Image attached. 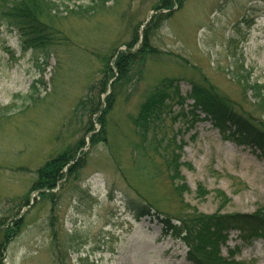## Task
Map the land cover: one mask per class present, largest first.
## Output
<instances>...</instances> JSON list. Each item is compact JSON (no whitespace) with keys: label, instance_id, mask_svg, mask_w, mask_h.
I'll use <instances>...</instances> for the list:
<instances>
[{"label":"rangeland","instance_id":"1","mask_svg":"<svg viewBox=\"0 0 264 264\" xmlns=\"http://www.w3.org/2000/svg\"><path fill=\"white\" fill-rule=\"evenodd\" d=\"M95 1L65 4L73 10ZM165 2L112 0L80 16L61 6L60 17L45 19L58 31L47 60L24 54L19 36L0 25V264H191L185 244L165 236L157 216L179 227L195 214L264 209V155L224 138L193 112L191 99H169L149 133L164 146L178 144L168 153L180 156L172 157L179 177L164 151H136L143 139L132 119L164 80L179 81L182 98L194 86L211 91L264 129V111L243 85L246 78L264 89V0H185L182 7L173 0L170 9ZM136 32L141 43L148 32L155 53L145 52L117 87L107 141L94 144L103 127L90 103L108 104L117 79L101 92L106 61L126 52ZM74 149L55 188L38 184L53 160ZM149 206L155 217L137 220L135 212ZM221 250L264 264L262 240L244 245L234 232Z\"/></svg>","mask_w":264,"mask_h":264},{"label":"trees","instance_id":"2","mask_svg":"<svg viewBox=\"0 0 264 264\" xmlns=\"http://www.w3.org/2000/svg\"><path fill=\"white\" fill-rule=\"evenodd\" d=\"M66 1L69 2L71 0H0V25H5L11 33H16L19 36L21 49L24 54L29 52L35 55L39 54L44 57V60H47L51 57L49 48L53 42L56 41L53 37H56L55 34L58 31L53 30L50 25L45 22V19L60 17L62 14L60 10L61 6L65 7L68 14L79 16L83 14L92 15L96 9L100 7L106 8V5L112 0H98L95 1L94 4H96V6L94 7L87 8L80 6L78 8L75 7L73 10H71L69 6H66ZM171 1L173 3V0L165 2V9L171 8L168 4L171 3ZM184 1L185 0H177V3L182 7ZM160 8L161 7L158 6V9ZM84 10L86 12H84ZM155 20L156 19H153V21L149 23L151 29H154L153 23ZM147 37L148 32H146L145 39L141 43V39L136 32L132 41L126 45V47H128L126 52L119 53L118 55L115 52L111 58L106 61L104 79L100 87L101 92L106 94L111 82L114 81V79H117V81L112 83L113 95L109 96L108 104L106 101H101L102 103L100 102L97 105L95 103H90V111L94 116H98L96 122L100 123L103 127L102 132L93 137L94 144L107 141V122L116 105L117 90L130 79L129 75L134 67L139 62L146 60L143 55L145 52L149 54L155 53L152 52ZM114 60L115 62H113ZM111 63H113V66ZM241 77L244 78L243 76ZM244 80L245 84L243 85H245L246 91L253 94L256 105L264 111V89L258 83L251 84L246 78H244ZM177 82L179 83V81L171 80L162 81L161 86L157 88L156 92L152 96L146 98L141 105L139 115L132 120L136 124L138 134L143 139L142 144L136 145V151L141 150L145 154L150 151L157 153L160 150L164 151V154H167L163 156V158L167 159L169 166L171 164L176 166L177 171L175 167L174 169L178 176V169L180 166L178 165L177 157L179 159L180 156H177L176 153L172 155L168 153L172 148V144L173 146L178 144L172 142L169 146H164V140H158L156 134L153 135V137H150L149 134L151 127L161 122L162 117L166 114L170 106L167 105L169 99L172 100L174 96L175 99H179L180 103L183 104L184 99L180 97ZM168 88L175 89L176 93H167L165 90ZM202 91L203 90H200L197 86L193 87V94L191 97L196 100L195 111L201 110L208 118H211L215 122L216 126L220 128L223 133L233 129V133L230 134V137L234 141L238 144L257 148L264 155V129L260 128L262 122H258L255 118H252V116L245 117V115L234 109L233 106L229 105L225 100L214 95L213 92L203 93ZM93 126L94 123L92 125L91 121L88 128L91 133L94 130ZM84 143V140H82L81 145ZM76 151L77 150L74 149L70 153L60 155L57 159L53 160L46 167L45 172H47V177L45 179L43 178V181H38V184H42L51 189L55 188L61 171L76 159ZM173 155L177 157L175 156V158H172ZM201 193L204 196L207 194L204 191H201ZM223 195L224 194L219 193V198L223 201L224 205H227L230 201ZM150 213V208L139 209V211H137V218L141 219L150 215ZM162 222L165 224L167 233L171 232V234L177 238H181L187 244L190 249L189 260L195 264H231L220 255V247L227 242V237L231 231H240L246 241H249L253 237L264 238V209L258 210L254 215L236 214L204 216L195 214L192 219L182 221L179 227L172 224V219L163 220ZM8 226L9 228L12 227L9 224Z\"/></svg>","mask_w":264,"mask_h":264}]
</instances>
